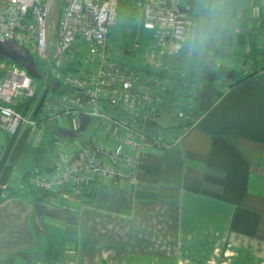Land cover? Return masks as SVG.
<instances>
[{"label":"crops","instance_id":"0c3cea01","mask_svg":"<svg viewBox=\"0 0 264 264\" xmlns=\"http://www.w3.org/2000/svg\"><path fill=\"white\" fill-rule=\"evenodd\" d=\"M192 4L204 40L174 61L187 90L197 84L194 123L170 144L146 142L133 183L93 178L78 198L36 189L34 199L15 169L0 199V264H264V0ZM78 126L65 115L33 138ZM98 128L89 141L114 139L111 125ZM33 167L24 175L36 186Z\"/></svg>","mask_w":264,"mask_h":264},{"label":"built area","instance_id":"2783aa9c","mask_svg":"<svg viewBox=\"0 0 264 264\" xmlns=\"http://www.w3.org/2000/svg\"><path fill=\"white\" fill-rule=\"evenodd\" d=\"M122 1L0 0V41L12 40L26 47L37 65L65 72L61 81L82 97L49 89L46 83L38 93L25 66L0 57V130L14 136L23 128L86 113L111 125L114 133L110 143H80L66 153L63 166L39 172L35 183L45 193L78 198L93 178H125L133 183L143 145H166L148 137L156 123L150 115L162 105L158 73L118 62L104 53ZM129 2L159 52L176 56L194 23L193 0ZM71 63L72 71L61 69Z\"/></svg>","mask_w":264,"mask_h":264},{"label":"rangeland","instance_id":"374dc122","mask_svg":"<svg viewBox=\"0 0 264 264\" xmlns=\"http://www.w3.org/2000/svg\"><path fill=\"white\" fill-rule=\"evenodd\" d=\"M120 10L121 13L118 17V22L107 38L104 53L118 62L143 70L151 69L158 73V77L161 81V85L158 87V93L162 99V101H160L162 105L160 108H156V111L152 112V114L150 113V116L153 117L156 123L151 125L148 137L150 140L159 141L162 144L171 143L190 125V123L195 121L197 117L193 107L197 84H193L192 87H189L190 90H187L186 86L189 85V83L187 84L189 77H187L184 72H179V68L174 61V57L176 56L173 57L171 54L159 52L154 45L151 32L147 31L141 25L140 19H138L133 12L129 0H123L121 2ZM200 17L201 18L194 21L189 29L187 38L189 45L194 42L192 39L193 35L201 30V25L199 23H204L205 19L203 15H200ZM55 19L56 13L53 15V21H55ZM198 35L199 33L197 36ZM37 67L42 76L41 79H34V84L38 93L41 92L43 83H46L49 89L56 91L61 90L63 93H72L75 94L77 98L82 99L79 93L71 90L66 83L61 81L62 73L65 72L62 71V73H60L61 71H56L52 68H43L40 64L37 65ZM66 70L72 71V68L67 67ZM37 101L38 108H40L41 99L38 98ZM27 105H29V103H27ZM27 105L25 110L28 113L29 106ZM98 124V120L90 118V123L84 130H81L78 126L70 131L72 135H68L56 129L52 135L45 137L43 140H40L37 136L33 138L37 126L20 130L16 137L28 132V142L32 146L39 145L45 148L43 157L39 159L40 161L38 160L36 162L31 156H23L15 168L20 177V181L22 182L24 180L25 186L35 195L34 199L37 198L35 191L38 188L31 182L32 180L30 177L24 175L28 167L31 168L35 163L40 165L49 163L58 167L63 157L65 159V155L67 157V154L71 153L80 143H86L89 139H93L98 134L100 131ZM0 137H3V139L5 137L7 143L9 137L5 132L1 131ZM67 142L73 143V146H70L71 149L68 150L66 148V151H63V153L60 152L61 150L59 151L58 149L65 148ZM57 153H60L59 158L57 157ZM38 173L39 172L35 173L34 176Z\"/></svg>","mask_w":264,"mask_h":264},{"label":"trees","instance_id":"16d2710c","mask_svg":"<svg viewBox=\"0 0 264 264\" xmlns=\"http://www.w3.org/2000/svg\"><path fill=\"white\" fill-rule=\"evenodd\" d=\"M36 67L37 63L35 61ZM17 65L24 66L21 63L17 62ZM68 68H74V65L71 63ZM38 68V67H37ZM62 70L67 69L66 67H62ZM149 70V69H144ZM58 91V90H57ZM6 135L9 137L7 143L4 146L3 154L0 158V199L4 193L5 186L9 182L10 178L13 175V172L18 164V162L22 159L23 156H31L37 162L39 159L43 157V152L45 148L37 145L32 146L28 142V132H25L23 135L16 137L17 135ZM40 161V160H39ZM53 164H36L33 167V170L37 173L40 172L43 168L53 169ZM43 195H38V202H42ZM14 262V257H9L4 260L1 264H12Z\"/></svg>","mask_w":264,"mask_h":264},{"label":"water","instance_id":"95a60500","mask_svg":"<svg viewBox=\"0 0 264 264\" xmlns=\"http://www.w3.org/2000/svg\"><path fill=\"white\" fill-rule=\"evenodd\" d=\"M0 57H5L14 62H19L23 64L28 74L33 79H41L42 76L36 67L34 58L31 56L29 50L26 47L19 45L12 40L0 41ZM78 117L79 128L81 130L86 129L90 121L89 115L86 113H80ZM67 134L72 135L70 131ZM42 208V203H37L33 212L34 226L39 231H44L40 219Z\"/></svg>","mask_w":264,"mask_h":264},{"label":"clouds","instance_id":"9594fccd","mask_svg":"<svg viewBox=\"0 0 264 264\" xmlns=\"http://www.w3.org/2000/svg\"><path fill=\"white\" fill-rule=\"evenodd\" d=\"M192 39L194 40V42H199L202 44L203 40H204V33L200 32L198 36H197V34H194Z\"/></svg>","mask_w":264,"mask_h":264}]
</instances>
